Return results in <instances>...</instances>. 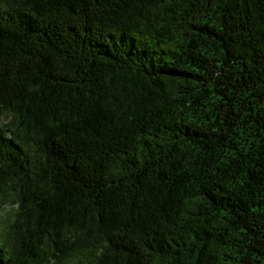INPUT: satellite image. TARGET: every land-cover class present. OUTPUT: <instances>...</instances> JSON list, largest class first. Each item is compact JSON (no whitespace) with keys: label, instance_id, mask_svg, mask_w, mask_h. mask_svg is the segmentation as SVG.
I'll return each instance as SVG.
<instances>
[{"label":"trees","instance_id":"16d2710c","mask_svg":"<svg viewBox=\"0 0 264 264\" xmlns=\"http://www.w3.org/2000/svg\"><path fill=\"white\" fill-rule=\"evenodd\" d=\"M0 264H264V0H0Z\"/></svg>","mask_w":264,"mask_h":264}]
</instances>
